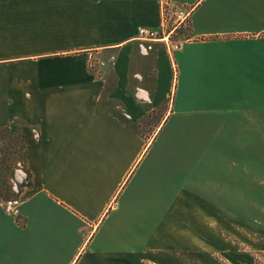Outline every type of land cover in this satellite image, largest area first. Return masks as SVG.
Segmentation results:
<instances>
[{"label": "crops", "instance_id": "1", "mask_svg": "<svg viewBox=\"0 0 264 264\" xmlns=\"http://www.w3.org/2000/svg\"><path fill=\"white\" fill-rule=\"evenodd\" d=\"M161 1L0 0V129L21 125L30 174L21 220L0 203V264H215L221 191L246 175L222 130L264 128V0H168L188 39L144 54Z\"/></svg>", "mask_w": 264, "mask_h": 264}, {"label": "rangeland", "instance_id": "2", "mask_svg": "<svg viewBox=\"0 0 264 264\" xmlns=\"http://www.w3.org/2000/svg\"><path fill=\"white\" fill-rule=\"evenodd\" d=\"M98 61L100 59L93 58L88 64L89 71L95 75L115 66L101 69L96 64ZM105 76L107 82L101 103L109 106L107 95L113 83L109 71ZM118 113L120 115V111ZM163 113L164 111L159 109L150 113L143 126L140 125L138 128L140 133L146 138L153 137L159 117ZM16 124H12L6 130H0V203L2 204L10 198H21L23 188L26 187L24 184L29 181L22 127ZM222 132L223 138L228 141L219 143L216 149L224 150L231 155L235 151L240 152V159L231 161L245 165L246 175L241 174V183L235 186L232 184L230 191H221V195L229 194L230 205L217 207L216 219H226L229 212L231 220L229 223L220 221L215 225L217 253L214 260L215 264H254L257 257L264 252V128H224ZM242 168L243 166L241 172ZM218 235H222L225 240H220ZM228 244H230L229 248Z\"/></svg>", "mask_w": 264, "mask_h": 264}, {"label": "built area", "instance_id": "3", "mask_svg": "<svg viewBox=\"0 0 264 264\" xmlns=\"http://www.w3.org/2000/svg\"><path fill=\"white\" fill-rule=\"evenodd\" d=\"M192 11V7L187 5L162 0L159 26L156 28L141 26L137 29L136 39L140 43L142 53L152 52L155 44H162L170 55L179 51L188 39L184 36V32L190 28ZM115 62L116 57L110 55L107 60H100L96 64L102 69L115 65ZM22 204L21 198L7 199L2 204L3 211L6 215L18 220L21 217Z\"/></svg>", "mask_w": 264, "mask_h": 264}, {"label": "trees", "instance_id": "4", "mask_svg": "<svg viewBox=\"0 0 264 264\" xmlns=\"http://www.w3.org/2000/svg\"><path fill=\"white\" fill-rule=\"evenodd\" d=\"M122 120H123L124 123H126L127 125H129V122H128L127 119H122ZM7 128H8V127L2 128V129H5V130H6ZM2 129H0V130H2ZM5 130H4V131H5ZM28 176L30 177V174H29V173H28ZM29 185H30L29 181L26 182V183L24 184V186H29ZM255 264H264V252L261 253V254L257 257Z\"/></svg>", "mask_w": 264, "mask_h": 264}]
</instances>
